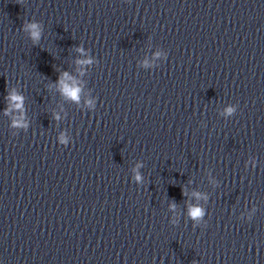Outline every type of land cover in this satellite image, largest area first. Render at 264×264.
Here are the masks:
<instances>
[{"label": "clouds", "instance_id": "1", "mask_svg": "<svg viewBox=\"0 0 264 264\" xmlns=\"http://www.w3.org/2000/svg\"><path fill=\"white\" fill-rule=\"evenodd\" d=\"M25 30L29 31L30 33V37L33 40V42L38 41L40 39V26L37 23H31V24H27L25 25ZM78 51H82V49H78ZM91 61H78V63L84 64V63H90ZM71 77L68 76L67 73L63 74V78L60 80V84H61V92L62 94H64L66 97L71 98L73 100H78V96H79V92L80 89L78 87H73L70 86L69 84L65 83V80H70ZM9 99L12 101H16L17 103V107H20V103L22 101V98L17 96V95H13L10 94ZM234 111L233 108H228L226 110L227 114H231ZM58 118V117H57ZM17 124H19V121L16 122ZM137 180L140 179L139 175H137L136 177ZM189 215L192 218H200L202 216V210L199 207H192L189 209Z\"/></svg>", "mask_w": 264, "mask_h": 264}]
</instances>
